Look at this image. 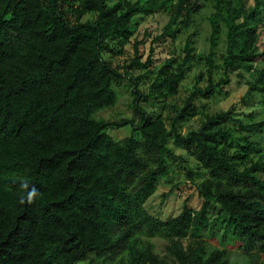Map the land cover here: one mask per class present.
<instances>
[{"label":"trees","instance_id":"trees-1","mask_svg":"<svg viewBox=\"0 0 264 264\" xmlns=\"http://www.w3.org/2000/svg\"><path fill=\"white\" fill-rule=\"evenodd\" d=\"M172 1L0 0V264H242L211 245L208 235L238 244L246 264L264 253V156L254 158L260 147L249 135L263 133L264 121L245 125L235 119L234 106L206 116L197 130L181 131L201 115L195 99H211L231 74L264 60V0L251 6L212 0L227 27L225 78L196 88L170 128L139 102L177 96L195 59L192 37L181 62L153 59V45L143 62L135 42L128 68L156 69L148 93L135 82L140 122L96 118L117 103L124 76L105 55L132 42L136 18L167 11ZM177 1L155 47L188 28L202 9L199 0ZM90 13L96 19L82 22ZM212 27L214 47L219 27L215 21ZM213 57L211 51L212 67ZM229 122L248 134L243 146L233 145ZM117 125H132L134 133L116 141L106 130ZM170 140L208 177L197 189L200 209L186 200L178 216L164 221L146 203L167 173ZM33 186L38 192L28 202ZM155 238L167 241L164 256Z\"/></svg>","mask_w":264,"mask_h":264},{"label":"rangeland","instance_id":"rangeland-1","mask_svg":"<svg viewBox=\"0 0 264 264\" xmlns=\"http://www.w3.org/2000/svg\"><path fill=\"white\" fill-rule=\"evenodd\" d=\"M135 2L136 0H129ZM196 1V0H192ZM247 6L253 4V0H245ZM177 0H173L167 11H160L152 16L136 18L132 25V42L123 46L114 47L113 53L105 55L114 67L121 73L123 79L116 90L118 94L117 103L110 108L100 110L96 113V118L112 123L121 124L123 120L135 119V123L140 121L139 115L135 113L133 92L136 89V79L138 78V90L141 93H148L150 85L155 79L154 67L148 70L138 68H128L134 58V44L140 43L139 49L142 55V61L145 62L152 53L151 46H154L153 59L165 61L168 58H174L181 62L184 58V47L189 37H192L196 48L195 59L190 70L186 74L176 97L166 102L156 103L154 99L146 102H139V106L150 115H161L168 127L170 120L176 115V110L182 108L188 98L196 88H205L210 79L219 82L225 78L222 65L223 58L227 53V27L221 15L215 8L212 0H199L202 9L194 16L188 28L182 27L175 37H164L155 47L153 40L161 35L165 26L171 21V10L177 5ZM175 11V10H174ZM225 15V12L224 14ZM96 14H86L82 22H93ZM215 21L219 27L216 35V45L212 46L213 27ZM261 42L260 46H262ZM153 43V44H152ZM263 48H261V51ZM213 51V67L209 65L207 56ZM162 63V62H161ZM160 63V64H161ZM160 67V66H159ZM264 87V60L253 64L252 69H243L231 74L230 84L218 88L217 94L211 99L206 100L198 98L194 104L198 107L201 115L191 118L181 125L183 134L197 130L206 116L216 115L227 112L232 107H236L235 119L244 122L245 125L260 123L264 121V93L260 90ZM237 137L233 142L234 146H243V136L248 135L242 131L237 123L228 124ZM132 125L128 126H110L106 133L116 141H121L130 137L134 133ZM252 140H255L260 147V151H252L254 158L264 156V132L260 134H249ZM169 147L173 156L168 157L167 173L159 180V187L146 203V208L154 217L161 220H167L178 216L186 200L194 209H200L201 199L198 197L197 189L208 177L198 162L186 151L178 148L172 140ZM209 243L215 247L227 249L230 253L232 262L246 264L248 259L239 249L238 244L221 243V236L207 237ZM156 244V252L161 256L166 254L167 241L162 239H153ZM255 264H264V253L258 254L255 258Z\"/></svg>","mask_w":264,"mask_h":264},{"label":"clouds","instance_id":"clouds-1","mask_svg":"<svg viewBox=\"0 0 264 264\" xmlns=\"http://www.w3.org/2000/svg\"><path fill=\"white\" fill-rule=\"evenodd\" d=\"M22 187H27V184H22ZM38 192V189L35 188V186H33L30 190V192L28 193V202H31L32 201V196ZM24 202V199L21 198V203Z\"/></svg>","mask_w":264,"mask_h":264}]
</instances>
